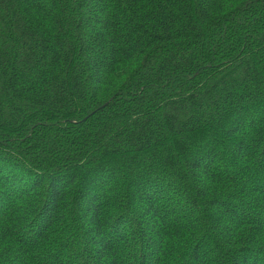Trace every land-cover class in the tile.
<instances>
[{"label": "trees", "instance_id": "16d2710c", "mask_svg": "<svg viewBox=\"0 0 264 264\" xmlns=\"http://www.w3.org/2000/svg\"><path fill=\"white\" fill-rule=\"evenodd\" d=\"M0 264H264V0H0Z\"/></svg>", "mask_w": 264, "mask_h": 264}]
</instances>
